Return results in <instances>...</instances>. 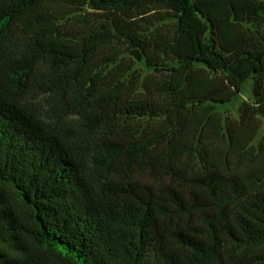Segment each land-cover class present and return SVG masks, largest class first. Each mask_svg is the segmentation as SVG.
Segmentation results:
<instances>
[{
  "label": "trees",
  "instance_id": "trees-1",
  "mask_svg": "<svg viewBox=\"0 0 264 264\" xmlns=\"http://www.w3.org/2000/svg\"><path fill=\"white\" fill-rule=\"evenodd\" d=\"M260 115L264 0H0V264H264Z\"/></svg>",
  "mask_w": 264,
  "mask_h": 264
},
{
  "label": "rangeland",
  "instance_id": "rangeland-1",
  "mask_svg": "<svg viewBox=\"0 0 264 264\" xmlns=\"http://www.w3.org/2000/svg\"><path fill=\"white\" fill-rule=\"evenodd\" d=\"M75 10L73 13H69L67 16L70 20V22H75L78 23V20L81 19V21H85L86 23H93L92 19L94 22H99V21H107L106 18H108V15L105 14H99V13H94V11H91L88 7H81V8H74ZM71 9H66L64 12H68ZM84 16L85 19L82 18ZM152 30V29H150ZM134 71L135 76H139L140 79L142 80L145 77H148L149 75H158L159 72L154 73V71L148 67H146L144 61H135L133 62V67L132 70ZM252 79L248 78L242 82L241 89L239 93H237L233 98H231L230 101L223 103L219 106V114L221 115V118L226 117L229 120H234L237 119L238 113L237 109L238 107L243 103H252ZM73 120H75L73 118ZM259 120V128L256 131V134L254 136V139L252 141V144L254 146L258 145L259 142H264V115L258 116Z\"/></svg>",
  "mask_w": 264,
  "mask_h": 264
}]
</instances>
